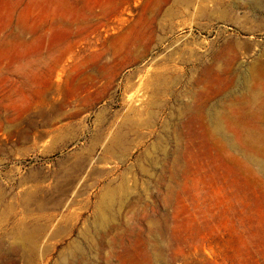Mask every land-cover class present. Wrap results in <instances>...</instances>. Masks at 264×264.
<instances>
[{
    "label": "rangeland",
    "instance_id": "rangeland-1",
    "mask_svg": "<svg viewBox=\"0 0 264 264\" xmlns=\"http://www.w3.org/2000/svg\"><path fill=\"white\" fill-rule=\"evenodd\" d=\"M259 4L0 0V264H264Z\"/></svg>",
    "mask_w": 264,
    "mask_h": 264
},
{
    "label": "bare ground",
    "instance_id": "bare-ground-1",
    "mask_svg": "<svg viewBox=\"0 0 264 264\" xmlns=\"http://www.w3.org/2000/svg\"><path fill=\"white\" fill-rule=\"evenodd\" d=\"M254 1V5L253 8H258L259 7V3L260 0H253ZM261 6V5H260ZM262 8V6H261ZM245 83L248 86L250 82V78L249 76L246 77L245 79ZM250 87V85H249ZM255 88V87H254ZM254 88L251 90L250 93V100H251V106L252 105H257V104H262L264 102V92L261 91L263 89H258V90H254ZM250 89V88H249ZM263 105V104H262ZM263 107V106H262ZM264 114V113H263ZM261 118V117H260ZM213 123V122H212ZM214 125L216 126V131L218 133V135H220L225 141L227 142V145L231 148H236L237 144L232 140L230 134L228 133V131L225 129V127L222 124V121H220L218 119V116L214 117ZM250 137V136H249ZM251 144L253 145V147L258 148V149H262L264 150V118L263 120L259 121V123H257V125H255V127L253 128V130L251 131ZM115 142H112L111 144H109L108 149H112V146H114ZM117 143V142H116ZM120 144V143H119ZM107 149V151H108ZM254 149V148H253ZM111 151V150H110ZM261 156V155H260ZM258 154L256 153H252L249 156L250 160H251V164L254 165L255 167H257L260 171H262L264 173V159L263 157L261 158ZM111 195V194H110ZM103 208H101L102 211ZM105 211V210H104ZM107 214V212H106ZM105 214V216H106ZM104 215V214H103ZM33 224V223H32ZM51 224V223H50ZM49 224V225H50ZM18 225V224H17ZM41 226V225H40ZM29 229V227H28ZM33 229V228H32ZM31 229V231H32ZM23 230V229H22ZM26 232V231H24ZM29 232V230H28ZM22 233V232H21ZM30 233V232H29ZM27 234V232H26ZM25 234V235H26ZM24 235V234H23ZM25 238V237H24ZM23 240V238H21ZM26 240H30L28 236H26ZM25 241V240H24ZM24 244V242H23Z\"/></svg>",
    "mask_w": 264,
    "mask_h": 264
}]
</instances>
